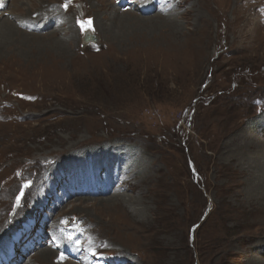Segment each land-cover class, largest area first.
<instances>
[{
    "label": "rangeland",
    "instance_id": "rangeland-1",
    "mask_svg": "<svg viewBox=\"0 0 264 264\" xmlns=\"http://www.w3.org/2000/svg\"><path fill=\"white\" fill-rule=\"evenodd\" d=\"M123 2L0 7V26H11L0 47V243L21 209L35 214L39 193L103 180L111 194L53 216L83 234L89 259L76 263L264 264V158L252 160L264 151V0ZM203 16L196 42L166 55L172 37L159 19L198 28ZM119 195L133 201L102 211ZM29 249L25 264H76Z\"/></svg>",
    "mask_w": 264,
    "mask_h": 264
},
{
    "label": "bare ground",
    "instance_id": "bare-ground-1",
    "mask_svg": "<svg viewBox=\"0 0 264 264\" xmlns=\"http://www.w3.org/2000/svg\"><path fill=\"white\" fill-rule=\"evenodd\" d=\"M174 2H175V4H176V7L177 6H179L181 3H183V2H185V0H173ZM204 1V5H206L205 3H206V1H208V0H203ZM5 2H6V0H0V7H2L3 5H5ZM62 2V1H61ZM212 3V2H211ZM64 4V3H63ZM123 5H125V0H124V2L122 3V6ZM203 5V6H204ZM63 8V7H62ZM65 9V8H64ZM115 9H119V8H115ZM213 9V8H212ZM165 12H166V10H165ZM197 12V11H196ZM165 14V13H164ZM188 14H190L189 12H188ZM1 15H2V12L0 11V18H1ZM166 15V14H165ZM175 16V15H174ZM135 17V16H134ZM162 17V16H161ZM177 18V17H176ZM135 19H138V18H136L135 17ZM8 20H10V18H8ZM144 20V19H143ZM136 21V20H135ZM159 21L160 22H164L165 23V25L168 27L167 28V30H168V32H169V35L172 37V43H171V47H166L165 48V54L167 55V54H169L168 53V51L169 52H172V53H174V54H170V56H172V55H175V56H178V55H180V54H182V53H184L185 52V50L188 48V45L186 44V42L187 41H195L196 42V40L195 39H198V31L199 30H201V29H203L204 28V26H202L203 24H204V22H207L208 21V18L206 17L205 18V16H203V17H201V25L198 27V28H196V27H192V25L191 26H189V24H188V22L187 23H185L186 25H184V24H181V22H179V21H176V20H170V19H164V17L163 18H160L159 19ZM186 21H188V20H186ZM191 21V20H190ZM143 22H145V23H148L149 24V21H143ZM137 23H141V21H138ZM11 26H10V24L9 23H5V25L4 26H0V47L2 46V43H4L8 38H10V33H8V29L10 28ZM205 27H207V24L205 25ZM58 28V27H57ZM68 29V28H67ZM58 30H60V29H58ZM58 30H56V31H58ZM69 30V29H68ZM16 33H22V31H20V30H17L16 31ZM67 34H71V33H69V31L67 32ZM162 35V34H161ZM52 37H54V36H52ZM55 39V38H54ZM162 39V38H161ZM164 39V38H163ZM167 40V39H166ZM163 41V40H162ZM63 42V41H62ZM165 42V41H164ZM167 42V41H166ZM64 43V42H63ZM162 45V44H161ZM160 45V46H161ZM164 45V44H163ZM166 46H168V45H166ZM63 54H64V52L63 51H61L60 52V55H62L63 56ZM65 55V54H64ZM49 57V56H48ZM54 57V56H53ZM81 59V58H80ZM83 60L85 61V59L83 58ZM83 62V61H82ZM12 63V65L11 64H7V67H12L13 65H14V62L12 61L11 62ZM80 64V63H79ZM84 64V63H83ZM82 64V65H83ZM37 67V66H36ZM8 68V69H9ZM11 69V68H10ZM38 69V68H37ZM4 71V70H3ZM38 73V72H37ZM40 74V73H39ZM42 74H43V72H42ZM264 151L260 154V155H258V157L256 158H254V159H252L255 163H258L257 165H261V158L263 157L264 158ZM259 157H261V158H259ZM250 162V161H249ZM260 162V163H259ZM264 164V163H263ZM262 167H263V165H262ZM263 185V184H262ZM125 186V184H124V182H122L119 186H117L116 187V190H120V189H122L123 187ZM259 189V188H258ZM127 190V189H126ZM122 191V190H121ZM131 201H133V199L132 198H128V196H122V195H119V196H116V198H115V200L112 202V204L111 205H108V206H111L110 208H108V209H104V208H102V211H105V210H108V211H115V210H117V209H119L120 207H123L124 205H126V204H131ZM101 203H103V202H101ZM103 204H105V202L103 203ZM134 207V211H132V212H134L135 214L138 212V210H140V211H144L145 209H143L142 208V206H140L139 204H137V206L135 207V206H133ZM132 208V207H131ZM126 209V208H125ZM134 215V214H133ZM61 238V237H60ZM65 240V239H64ZM65 242V241H64ZM66 243V242H65ZM56 256L57 255V253L55 252V251H53V250H51V249H49V250H43V251H41L40 252V254L39 255H37V257L39 258V259H42V260H47L48 259V257H50V256ZM43 263V262H42ZM46 263V262H45ZM66 264H69V263H66Z\"/></svg>",
    "mask_w": 264,
    "mask_h": 264
}]
</instances>
